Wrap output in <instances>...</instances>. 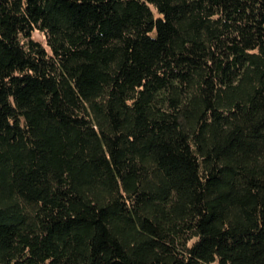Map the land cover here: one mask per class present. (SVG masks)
Returning a JSON list of instances; mask_svg holds the SVG:
<instances>
[{"label":"trees","instance_id":"obj_1","mask_svg":"<svg viewBox=\"0 0 264 264\" xmlns=\"http://www.w3.org/2000/svg\"><path fill=\"white\" fill-rule=\"evenodd\" d=\"M0 264H264V0H0Z\"/></svg>","mask_w":264,"mask_h":264},{"label":"rangeland","instance_id":"obj_2","mask_svg":"<svg viewBox=\"0 0 264 264\" xmlns=\"http://www.w3.org/2000/svg\"><path fill=\"white\" fill-rule=\"evenodd\" d=\"M31 37L35 40H38L41 44H44V37L41 33L37 32V31H32Z\"/></svg>","mask_w":264,"mask_h":264}]
</instances>
